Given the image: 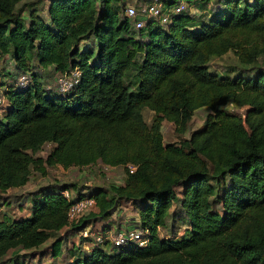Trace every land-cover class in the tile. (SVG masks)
I'll return each mask as SVG.
<instances>
[{"label":"trees","instance_id":"16d2710c","mask_svg":"<svg viewBox=\"0 0 264 264\" xmlns=\"http://www.w3.org/2000/svg\"><path fill=\"white\" fill-rule=\"evenodd\" d=\"M23 1L0 0V58L11 55L21 71L16 81L23 74L32 80L25 88L2 86L0 191L26 185L32 169L45 175L56 165L122 166L126 178L77 193L75 200L92 197L95 208L74 223L63 192L80 187L44 186L25 217L1 216L0 258L50 239L54 257L62 230L107 219L123 200L138 208L147 245L116 252L105 241L67 264H264V68L230 77L208 67L229 50L241 63L264 62V0H223L207 19L184 11L166 27L148 21L139 29L123 14V0H49L47 18L31 9L28 22L18 12ZM85 40L92 46L81 47ZM32 58L39 72L30 71ZM75 68L78 82L59 91L57 78ZM230 103L245 113L230 112ZM200 108L210 111L201 128L164 143L163 121L183 133ZM144 109L153 112L150 124ZM45 144L50 151L36 156ZM175 205L184 231L162 237Z\"/></svg>","mask_w":264,"mask_h":264},{"label":"rangeland","instance_id":"374dc122","mask_svg":"<svg viewBox=\"0 0 264 264\" xmlns=\"http://www.w3.org/2000/svg\"><path fill=\"white\" fill-rule=\"evenodd\" d=\"M123 1L124 3L132 2V0ZM222 1L223 0H211L204 6H202L201 3L186 2L188 4L186 13L195 17H204V19H207L221 8ZM48 4L49 0H24L18 5V12L25 18L26 22H28V13L31 9H34L42 17L47 18ZM90 46H92V41L85 40L81 43V47L83 48H89ZM35 61L36 60L34 58L30 60L29 66L32 73L39 72V70L37 71L38 67H36ZM208 67L210 71L217 72L222 75H228L230 77H234L235 75L251 76L255 73L257 68H264V62H262L261 59H258L251 64L241 63L236 53L229 50L221 56L210 58ZM20 73L21 71L16 68L15 62L10 54L0 58V117L3 115L4 110L8 105L6 98H4L2 94V90L4 88H2L3 83L9 84L16 81V78ZM43 79L44 77L42 76L41 80L43 81ZM49 80L52 82L53 79L51 78ZM226 108L230 112L240 115H243L246 110L245 106H240L234 103L228 104ZM209 112L210 111L207 108H200L196 110L187 125L186 131L183 133L177 132L171 122L163 121L161 131L164 143H178L189 138L195 130L202 127L205 117ZM143 116L146 123L150 124L153 118V112L148 109H144ZM51 147V144H45L36 156L44 158L50 151ZM46 172L47 173L43 175L32 169L29 181L26 185L18 188H10L4 192L0 191V218L3 214H8L15 219L25 217L31 204V198L35 196V193H37L38 190L50 183H75L80 188L77 189L78 192L72 190L73 194L76 195L80 192L82 195H87L95 187L102 186L106 188L112 185H122L126 178L124 167L119 166L106 168V166L101 163H96L92 166L86 167L71 166L67 169L56 165L54 167H46ZM173 211L178 212L174 215V217L172 213ZM169 212L170 215L168 216L167 224L164 228L160 227L159 234L162 237L172 234L179 236L183 233L186 225L182 218L183 213H179L176 205L173 206ZM138 218V208L133 206L130 202L121 200L115 207L111 216L107 218L110 219L109 221H107V219L98 220L97 224L93 223L92 225L96 228H101L102 223L109 222V224L112 225L109 229L111 233H114L121 229L137 227L139 224ZM104 228L105 232L109 230L107 226ZM99 231H101V229H99ZM108 234H110V232ZM59 235L60 238H63L62 248H60V252L54 257L52 256L51 250V243L53 239H50L42 246L34 249H12L0 258V264H67L71 261L72 257L71 246L75 245L78 247L76 249L77 253H79V251L82 252L80 248L83 247L84 238L76 232L67 230L61 231ZM110 247L109 242V245L106 248L110 249Z\"/></svg>","mask_w":264,"mask_h":264},{"label":"built area","instance_id":"2783aa9c","mask_svg":"<svg viewBox=\"0 0 264 264\" xmlns=\"http://www.w3.org/2000/svg\"><path fill=\"white\" fill-rule=\"evenodd\" d=\"M187 8L188 4L184 0H132V2L125 3L124 15L133 21L136 29L144 27L148 21L166 27L174 15L183 13ZM80 74V71L75 68L60 75L56 80L57 89L61 92L70 90L78 82ZM31 81L29 75L23 74L15 84L17 87L25 88L30 85ZM106 168L111 167L106 166ZM126 168L129 173H133L136 166L127 164ZM63 194L68 200H72L67 210L69 223L77 222L95 208V200L92 197L84 196L75 200V195L70 189L64 190ZM78 233L83 237H92L95 244H103L105 241H109L116 252L131 243L140 247H145L148 243L146 231L144 232L138 226L108 234L99 230L92 231V227L88 225L81 228Z\"/></svg>","mask_w":264,"mask_h":264},{"label":"crops","instance_id":"0c3cea01","mask_svg":"<svg viewBox=\"0 0 264 264\" xmlns=\"http://www.w3.org/2000/svg\"><path fill=\"white\" fill-rule=\"evenodd\" d=\"M5 98V97H4ZM110 219H107V221H109ZM98 222H95L94 224H97ZM93 223H90L89 224V226L90 227H92V231H97L96 229H101V231H103V233H109L110 232V234H111V231L110 230H107L106 232H105V230H102V228L103 229H105L104 228V226L106 225V223H102V225H101V228L99 227V228H96L95 226H93L92 225ZM88 226V225H87ZM112 227V226H111ZM65 230V229H64ZM63 231V230H62ZM77 234H79L78 232H76ZM80 235V234H79ZM81 236V235H80ZM83 237V236H82ZM84 238V241H83V247L82 248H80V250L81 251H89V250H91L96 244L94 243V241H93V238L92 237H83ZM47 242V241H46ZM45 242V243H46ZM43 245V244H42ZM41 245V246H42ZM40 247V246H39ZM61 248H62V245H61ZM71 248H72V255L73 256H75V255H77L78 253L76 252V249L78 248V247H76L75 245H72L71 246ZM70 249V248H69ZM73 249H75V250H73ZM69 251H71V250H69ZM71 260H72V258H71Z\"/></svg>","mask_w":264,"mask_h":264}]
</instances>
